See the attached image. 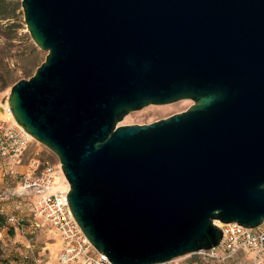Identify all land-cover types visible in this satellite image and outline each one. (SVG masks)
Instances as JSON below:
<instances>
[{
    "label": "water",
    "instance_id": "water-1",
    "mask_svg": "<svg viewBox=\"0 0 264 264\" xmlns=\"http://www.w3.org/2000/svg\"><path fill=\"white\" fill-rule=\"evenodd\" d=\"M15 1L47 56L8 109L57 157L97 252L165 264L216 248L217 222L264 224V0Z\"/></svg>",
    "mask_w": 264,
    "mask_h": 264
},
{
    "label": "rangeland",
    "instance_id": "rangeland-1",
    "mask_svg": "<svg viewBox=\"0 0 264 264\" xmlns=\"http://www.w3.org/2000/svg\"><path fill=\"white\" fill-rule=\"evenodd\" d=\"M3 4L4 15L0 20V106H8L11 87L21 80L30 79L45 62L47 52L31 40L21 3L3 0ZM192 105L191 100H182L168 105L147 106L129 113L118 125L152 124L185 112ZM33 161L59 164L51 151L33 139L17 163L0 159V214L3 216L0 264H60L57 233L34 214L33 199L22 191L23 179ZM165 264H249V258L238 253L229 260L218 261L194 253Z\"/></svg>",
    "mask_w": 264,
    "mask_h": 264
},
{
    "label": "built area",
    "instance_id": "built-area-1",
    "mask_svg": "<svg viewBox=\"0 0 264 264\" xmlns=\"http://www.w3.org/2000/svg\"><path fill=\"white\" fill-rule=\"evenodd\" d=\"M32 138L13 120L0 118V159L17 163ZM62 175L60 164L33 161L23 179L22 191L33 199V212L50 226L60 241V264H112L97 252L76 223L67 201L69 185L57 187ZM217 225L222 231L220 244L209 251L198 252L209 259L225 261L238 253L249 258V264H264V224L248 229L236 223ZM40 262V261H38Z\"/></svg>",
    "mask_w": 264,
    "mask_h": 264
},
{
    "label": "bare ground",
    "instance_id": "bare-ground-1",
    "mask_svg": "<svg viewBox=\"0 0 264 264\" xmlns=\"http://www.w3.org/2000/svg\"><path fill=\"white\" fill-rule=\"evenodd\" d=\"M4 108V109H3ZM0 117L5 118L6 120H13L11 113L9 112L8 106H0ZM57 181V180H56ZM60 181H58L59 183ZM60 187H63L62 183H59ZM58 246V244H57Z\"/></svg>",
    "mask_w": 264,
    "mask_h": 264
},
{
    "label": "trees",
    "instance_id": "trees-1",
    "mask_svg": "<svg viewBox=\"0 0 264 264\" xmlns=\"http://www.w3.org/2000/svg\"><path fill=\"white\" fill-rule=\"evenodd\" d=\"M3 15H4V4H3V0H0V20L3 19ZM3 223V216L0 214V225H2Z\"/></svg>",
    "mask_w": 264,
    "mask_h": 264
},
{
    "label": "crops",
    "instance_id": "crops-1",
    "mask_svg": "<svg viewBox=\"0 0 264 264\" xmlns=\"http://www.w3.org/2000/svg\"><path fill=\"white\" fill-rule=\"evenodd\" d=\"M56 180H57L56 181V185H57L58 188L60 187L59 183H62L64 185L63 181L61 180V175L58 174V176L56 177ZM58 181H60V182L58 183Z\"/></svg>",
    "mask_w": 264,
    "mask_h": 264
}]
</instances>
